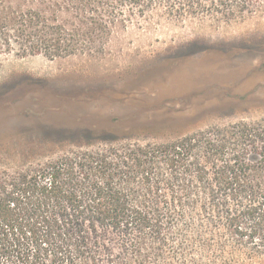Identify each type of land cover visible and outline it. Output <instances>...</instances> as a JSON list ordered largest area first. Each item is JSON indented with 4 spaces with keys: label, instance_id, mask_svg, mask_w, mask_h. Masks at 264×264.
I'll return each mask as SVG.
<instances>
[{
    "label": "trees",
    "instance_id": "16d2710c",
    "mask_svg": "<svg viewBox=\"0 0 264 264\" xmlns=\"http://www.w3.org/2000/svg\"><path fill=\"white\" fill-rule=\"evenodd\" d=\"M56 4L65 19L0 0V37L55 58L116 22L264 17V0ZM0 264H264V128L239 120L1 172Z\"/></svg>",
    "mask_w": 264,
    "mask_h": 264
},
{
    "label": "rangeland",
    "instance_id": "374dc122",
    "mask_svg": "<svg viewBox=\"0 0 264 264\" xmlns=\"http://www.w3.org/2000/svg\"><path fill=\"white\" fill-rule=\"evenodd\" d=\"M11 1L66 16L59 0ZM111 29L85 52L55 58L0 37V173L239 120L264 128V17Z\"/></svg>",
    "mask_w": 264,
    "mask_h": 264
}]
</instances>
